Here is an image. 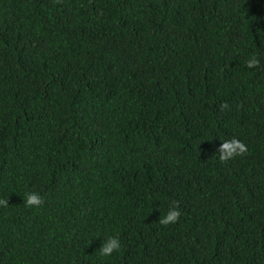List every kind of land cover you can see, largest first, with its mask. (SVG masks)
<instances>
[{
	"label": "trees",
	"instance_id": "trees-1",
	"mask_svg": "<svg viewBox=\"0 0 264 264\" xmlns=\"http://www.w3.org/2000/svg\"><path fill=\"white\" fill-rule=\"evenodd\" d=\"M3 198L0 264H264V0H0Z\"/></svg>",
	"mask_w": 264,
	"mask_h": 264
},
{
	"label": "clouds",
	"instance_id": "clouds-1",
	"mask_svg": "<svg viewBox=\"0 0 264 264\" xmlns=\"http://www.w3.org/2000/svg\"><path fill=\"white\" fill-rule=\"evenodd\" d=\"M246 67L249 69L260 68V60L256 56H251L246 61ZM227 108L228 105L225 103L222 106ZM219 153V160L223 163H227L230 160L235 159L238 156H243L247 153V146L237 138H232L230 140H222V143L218 146L217 150ZM24 204L27 207H39L43 204V198L37 192H27L24 194ZM9 206V199H0V207L7 208ZM181 216V211L179 209V203L173 201L167 212L159 217L158 223L165 227L170 224H175L178 222ZM121 248V241L118 236H109L101 244L99 252L102 256H111L114 252L119 251Z\"/></svg>",
	"mask_w": 264,
	"mask_h": 264
}]
</instances>
